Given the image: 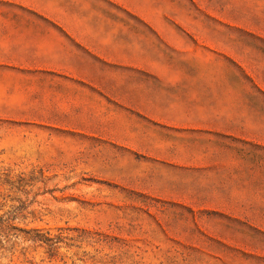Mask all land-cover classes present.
<instances>
[{
  "label": "rangeland",
  "instance_id": "rangeland-1",
  "mask_svg": "<svg viewBox=\"0 0 264 264\" xmlns=\"http://www.w3.org/2000/svg\"><path fill=\"white\" fill-rule=\"evenodd\" d=\"M17 4L0 0V16L46 18ZM65 8L105 38L100 54L88 49L83 82L12 79L0 64V264H264V0ZM157 37L200 38L208 52L196 57L224 60L243 78L227 133L169 126L129 106L130 93L139 105L146 86L159 87L145 69L158 54L144 52L164 46ZM208 135H248V144L212 150Z\"/></svg>",
  "mask_w": 264,
  "mask_h": 264
},
{
  "label": "crops",
  "instance_id": "crops-1",
  "mask_svg": "<svg viewBox=\"0 0 264 264\" xmlns=\"http://www.w3.org/2000/svg\"><path fill=\"white\" fill-rule=\"evenodd\" d=\"M18 5L28 6L46 18H2L0 16V64L10 72L24 76L69 75L77 82H83L89 72L88 49L100 54L105 38L98 33L95 23L85 19L74 18L71 9L65 8L68 0H11ZM71 2V0H69ZM93 24V27L90 25ZM92 28V30H90ZM90 34L92 35L90 40ZM164 40H168L164 42ZM200 38L191 37H157L160 45L145 49L156 57L151 67L158 78L156 87H145L144 103L135 105L132 93L129 94V106L153 120L190 131H207L227 133V126L234 107L242 105V80L227 74L224 60L199 58L195 54L207 53L208 50L196 43ZM188 40H191L188 42ZM106 43L117 46L114 36H108ZM165 43L174 45L166 46ZM184 43H193L184 47ZM165 48V49H164ZM119 49V46H117ZM129 54L137 51L128 44ZM166 51L172 56L165 58ZM189 53L184 57L183 53ZM132 63V62H130ZM241 65L242 62H240ZM57 82L55 80H52ZM70 80L57 82L66 84ZM248 81V77H245ZM43 87L38 92H45ZM26 91V90H24ZM36 105L40 113L45 111V97ZM245 102L248 109L249 87H245ZM264 95V91L262 92ZM42 109V111H41ZM212 140L204 146L212 150H232L236 142L248 144V135H208ZM225 142H228L226 145ZM191 147L195 146L193 143Z\"/></svg>",
  "mask_w": 264,
  "mask_h": 264
}]
</instances>
